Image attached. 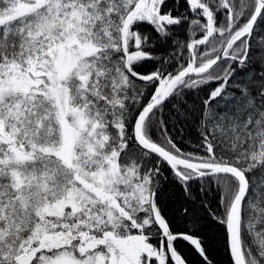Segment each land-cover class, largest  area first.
Here are the masks:
<instances>
[{"label": "snow or ice", "instance_id": "obj_1", "mask_svg": "<svg viewBox=\"0 0 264 264\" xmlns=\"http://www.w3.org/2000/svg\"><path fill=\"white\" fill-rule=\"evenodd\" d=\"M221 249L264 264V0H0V264Z\"/></svg>", "mask_w": 264, "mask_h": 264}, {"label": "trees", "instance_id": "obj_2", "mask_svg": "<svg viewBox=\"0 0 264 264\" xmlns=\"http://www.w3.org/2000/svg\"><path fill=\"white\" fill-rule=\"evenodd\" d=\"M209 200H211V196L209 197ZM213 206H215V205H213ZM212 231L215 232L216 229L213 228ZM216 260H217V264H227V260L225 258V254H224L222 249L217 253Z\"/></svg>", "mask_w": 264, "mask_h": 264}]
</instances>
